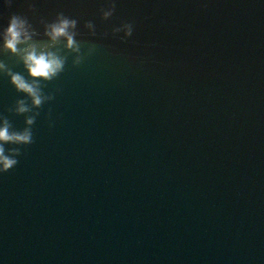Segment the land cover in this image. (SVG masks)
Listing matches in <instances>:
<instances>
[{"label": "water", "instance_id": "1", "mask_svg": "<svg viewBox=\"0 0 264 264\" xmlns=\"http://www.w3.org/2000/svg\"><path fill=\"white\" fill-rule=\"evenodd\" d=\"M104 3L0 4V23L20 12L41 33L75 16L82 54L64 50L32 143L0 173V264H264V2L116 0L108 18ZM125 20L130 36L111 32ZM23 94L0 73L16 128Z\"/></svg>", "mask_w": 264, "mask_h": 264}, {"label": "clouds", "instance_id": "2", "mask_svg": "<svg viewBox=\"0 0 264 264\" xmlns=\"http://www.w3.org/2000/svg\"><path fill=\"white\" fill-rule=\"evenodd\" d=\"M264 2V0H262ZM13 0H0V4L10 6ZM29 8L34 4L29 2ZM116 7V0H105L100 7L104 18L110 17ZM42 33L33 25L26 14L12 12L6 23H0V51L15 54L24 70H14L0 59V73L6 74L19 92L14 104L8 109L24 114V126L16 128L4 112H0V173L13 168L19 160L21 145L33 141V128L40 108L53 99L55 92L46 90L48 81L57 77L65 68L68 59L64 50L72 53L71 61L79 64L82 60L81 41L77 39V18L63 11H57L53 19L41 17ZM85 27L93 36L96 25L91 20L84 21ZM133 22L125 20L111 27L112 33H123L122 38L133 32ZM58 91V89H57ZM49 126L54 123L49 119Z\"/></svg>", "mask_w": 264, "mask_h": 264}]
</instances>
